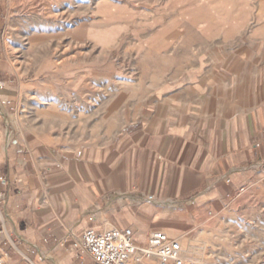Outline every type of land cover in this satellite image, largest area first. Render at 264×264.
<instances>
[{"label":"rangeland","instance_id":"rangeland-1","mask_svg":"<svg viewBox=\"0 0 264 264\" xmlns=\"http://www.w3.org/2000/svg\"><path fill=\"white\" fill-rule=\"evenodd\" d=\"M9 1L0 28L1 80L14 92L8 130L92 157L173 100L264 101V0ZM258 170L264 160L243 171ZM166 209L161 232L180 243L184 264H264L263 176Z\"/></svg>","mask_w":264,"mask_h":264},{"label":"crops","instance_id":"crops-1","mask_svg":"<svg viewBox=\"0 0 264 264\" xmlns=\"http://www.w3.org/2000/svg\"><path fill=\"white\" fill-rule=\"evenodd\" d=\"M9 2L0 0V28ZM1 54L3 48L2 264H93L80 246L85 230L129 228L135 244L143 246L152 232L170 229L166 208L187 210L190 202L218 199L264 177L262 170L243 171L264 160V101L230 108L225 100L219 105L173 100L163 110L150 108L139 126L130 124L117 148L89 157L49 136L8 130L14 92L1 80L8 74Z\"/></svg>","mask_w":264,"mask_h":264},{"label":"built area","instance_id":"built-area-1","mask_svg":"<svg viewBox=\"0 0 264 264\" xmlns=\"http://www.w3.org/2000/svg\"><path fill=\"white\" fill-rule=\"evenodd\" d=\"M0 184L6 180L0 177ZM152 200V196L147 198ZM133 231L129 228H113L105 231L88 229L80 238V246L93 264H184L180 243L161 231L152 232L143 246L134 242ZM2 264V262H0Z\"/></svg>","mask_w":264,"mask_h":264}]
</instances>
